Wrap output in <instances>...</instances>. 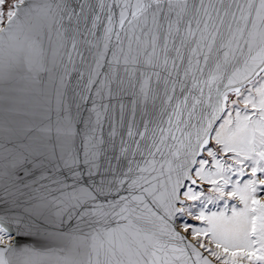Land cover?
<instances>
[{
	"label": "water",
	"instance_id": "obj_1",
	"mask_svg": "<svg viewBox=\"0 0 264 264\" xmlns=\"http://www.w3.org/2000/svg\"><path fill=\"white\" fill-rule=\"evenodd\" d=\"M264 0H22L0 27V264H219L175 224Z\"/></svg>",
	"mask_w": 264,
	"mask_h": 264
},
{
	"label": "rangeland",
	"instance_id": "obj_2",
	"mask_svg": "<svg viewBox=\"0 0 264 264\" xmlns=\"http://www.w3.org/2000/svg\"><path fill=\"white\" fill-rule=\"evenodd\" d=\"M16 1L0 0L1 24ZM262 75L239 93L228 94L226 121L223 117L206 153L195 163L191 174L197 184L183 189L175 219L176 226L219 264H264V147L253 150L249 138L264 132ZM0 235L1 240L8 238Z\"/></svg>",
	"mask_w": 264,
	"mask_h": 264
},
{
	"label": "bare ground",
	"instance_id": "obj_3",
	"mask_svg": "<svg viewBox=\"0 0 264 264\" xmlns=\"http://www.w3.org/2000/svg\"><path fill=\"white\" fill-rule=\"evenodd\" d=\"M22 0H18V1H16L17 3H19V2H21ZM12 12H13V9L12 10H10V12H9V14H8V17L12 14ZM8 17H6V18H8ZM1 24V23H0ZM4 24V23H3ZM3 24H1L0 25V27L3 25ZM262 74H264V63H263V65L254 73V75L250 78V79H248L246 82H244V83H242V84H239V85H236V86H233V87H231V88H228V89H226V90H224L223 92H222V114L220 115V117H219V120L216 122V124L214 125V127L211 129V131H210V133L208 134V136L203 140V142L201 143V145H200V149H199V152H198V157H197V159H196V161H195V163L198 161V159H199V157H201L202 156V154L203 153H206L205 151H207V149H208V146H209V142H210V140H211V137H212V134H213V132L215 133V129L217 128V126H219V123L222 121V119H223V117L225 118V110H226V100H227V96H228V94H231V93H239V91L243 88V87H245V86H247V85H250L253 81H255L258 77H260L261 78V75ZM263 76V75H262ZM257 88H258V86H257ZM225 121H226V118H225ZM224 122V121H223ZM222 124V123H221ZM223 125V124H222ZM254 126V125H253ZM235 130H236V128H235ZM232 133H234V132H232ZM238 133V132H237ZM255 133V132H254ZM235 134V133H234ZM236 135V134H235ZM238 135V134H237ZM232 137V136H231ZM249 138H251L252 140H251V147L253 148V150L254 149H257V150H260V149H262L263 147H264V132L263 133H261V134H258V133H255V134H251L250 136H249ZM235 139H238V136H237V138L235 137ZM233 142H234V140H233ZM244 146V148L243 149H247L248 147L246 146V145H243ZM250 147V148H251ZM236 149V148H235ZM257 150H256V152H257ZM251 151V150H250ZM240 154V153H239ZM242 154V153H241ZM246 154V153H245ZM244 156H246V157H248L247 155H244ZM254 156V155H253ZM250 157H251V155H250ZM239 159V158H238ZM243 160V159H242ZM241 160V161H242ZM238 161H240V159L238 160ZM245 161H246V159H245ZM243 162V161H242ZM247 162V161H246ZM260 164V163H259ZM195 165V164H194ZM258 165V164H257ZM261 166V165H260ZM264 168V167H263ZM260 169V168H259ZM263 172V171H262ZM215 176V175H214ZM217 176V175H216ZM261 176V175H260ZM213 176H211V178H212ZM263 177V176H262ZM215 178V177H214ZM260 179V178H259ZM192 180L195 182V183H197L196 182V180H195V178L192 176ZM189 184V183H188ZM191 185H194V184H191ZM246 186V185H245ZM250 190V189H249ZM249 195V194H248ZM246 196H244L243 198H245ZM249 198H250V196H249ZM246 202V201H245ZM249 202V201H248ZM249 205H250V202H249ZM181 204H179V209H181ZM244 215H245V213H244ZM231 218V217H230ZM237 224L239 225L240 224V219H238L237 218ZM235 226V225H234ZM245 230V229H244ZM5 231V232H4ZM0 232H2V234L3 233H5L6 235H8V238L6 237L5 239L3 238L2 240L0 239V245H4V244H7V243H11V241H12V238H13V236L11 235V234H9L1 225H0ZM8 234H7V233ZM0 237H2L1 235H0ZM194 241V240H193ZM248 242V241H247Z\"/></svg>",
	"mask_w": 264,
	"mask_h": 264
}]
</instances>
